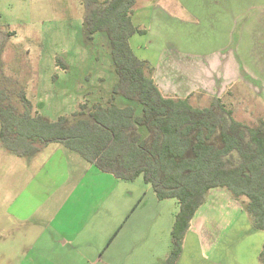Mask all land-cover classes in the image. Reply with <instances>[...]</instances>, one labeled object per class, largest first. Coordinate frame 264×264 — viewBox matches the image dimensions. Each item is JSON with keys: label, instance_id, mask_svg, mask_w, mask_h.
I'll return each instance as SVG.
<instances>
[{"label": "rangeland", "instance_id": "rangeland-1", "mask_svg": "<svg viewBox=\"0 0 264 264\" xmlns=\"http://www.w3.org/2000/svg\"><path fill=\"white\" fill-rule=\"evenodd\" d=\"M167 2L136 0L131 23L145 29L147 34H134L129 39L133 56L156 67L154 79L161 92L178 97L190 94L189 102L194 107H206L214 97H220L235 120L247 126L257 124L259 119L264 120V105L258 95L249 94L240 84L230 88L226 85L228 78H215V74L212 77V62H205L206 70L202 71L197 68L201 62L185 59L189 55H205L215 47L199 45L200 25H190L197 21L183 10L181 0H172V7L166 8ZM83 3L84 0H0V89L15 95L22 89L34 111L49 121L70 116L81 103H104L115 83L107 47L102 41L106 40L105 36L98 34L90 42L85 41ZM154 14L157 17L153 18ZM155 20L157 31L149 33ZM188 66L193 75L187 74ZM197 71L207 73L197 76ZM58 148L66 152L67 161L66 157L61 160L64 170L77 171L75 162L82 159L58 143L48 144L31 159L9 154L0 145V264L43 263L34 250L38 244L32 249L33 238L41 232L34 228L33 223L43 224L49 219L51 207L61 201L62 187L57 189V180L63 178L62 170L51 165L45 168ZM88 173L89 177L101 176L89 190L102 200H110L115 194L120 197L132 193L136 199L145 192L154 195L152 188L141 178L125 182L94 168ZM207 197L209 200L230 198L233 201L226 189H214L208 192ZM69 205L65 210L62 208L59 215H68L66 209ZM93 206L90 191L80 203L72 205L84 220L91 218L88 212ZM109 206L102 208L96 223L100 227L92 231L93 238H102L105 229L119 218L120 212L107 210ZM232 209L234 207L230 206L229 220L247 227L239 235L235 225L231 230L233 236L229 234L231 238L225 245L237 249L236 257H240L243 263L256 264L264 244V233L250 229L251 220L245 213L250 223L242 219L236 221ZM44 249L46 256L56 255L55 248L44 246ZM65 263L74 264L69 260L61 264Z\"/></svg>", "mask_w": 264, "mask_h": 264}, {"label": "trees", "instance_id": "trees-1", "mask_svg": "<svg viewBox=\"0 0 264 264\" xmlns=\"http://www.w3.org/2000/svg\"><path fill=\"white\" fill-rule=\"evenodd\" d=\"M135 3H83L85 41L98 34L106 38L115 76L108 99L81 103L70 116L49 121L34 111L22 89L15 95L2 88L0 145L31 159L58 143L117 180L141 178L158 201L175 200L172 249L163 263L174 264L190 222L214 189H226L250 218L251 229L264 233V120L253 126L235 120L220 97L194 107L190 94H163L156 67L134 57L129 46L134 34H147L131 23ZM258 264H264V244Z\"/></svg>", "mask_w": 264, "mask_h": 264}, {"label": "crops", "instance_id": "crops-1", "mask_svg": "<svg viewBox=\"0 0 264 264\" xmlns=\"http://www.w3.org/2000/svg\"><path fill=\"white\" fill-rule=\"evenodd\" d=\"M181 2L183 10L192 20L197 21L189 24L200 25L199 45L215 47V50L205 55H189L185 59L201 62L197 68L202 71L206 70L205 62H212L213 74L209 75L228 78L226 85L230 88L237 84L245 86L248 93L258 95L264 105V0ZM165 6L172 7V0H168ZM156 24L155 20L149 33L157 31ZM191 29L193 30L192 27ZM189 67L188 75L192 74ZM206 73L197 71L196 75L204 76ZM65 154L64 150L58 148L45 165V168L49 165L58 166L62 170L63 178L61 181L57 180V189L62 187L61 201L51 207L49 219L43 224L33 223L34 228L41 231L33 238L32 244V249L38 244L34 250H37L41 263L61 264L69 260L74 264H163L172 249L171 231L178 208L175 200L158 201L154 195L147 192L142 197L139 195L137 199L132 193H126L120 197L115 194L110 200H102L103 198L89 190L101 177L98 174L91 176L92 178L87 176L91 168H96L82 160L83 162H75L77 171L68 168L64 170L61 160L65 159ZM88 191L94 206L88 212L91 218L84 220L78 215L77 209L73 210L72 205L80 203ZM68 204L70 205L66 212L69 214L59 215L61 209L65 210ZM107 204H110L107 210L120 212L119 218L113 225L110 223L111 226L105 229L102 238H93L92 231L99 229L100 225L96 223L102 214V208ZM230 206L234 207L231 212L235 213L233 218L236 221H249L238 201L231 202L230 198L209 200L207 197L190 222L181 252L174 264H246L240 257H236L237 249L225 245L227 239L231 238L229 234L235 225L238 226L239 235L243 234L247 227L238 225V222L233 224L234 222L229 220ZM231 235L233 236V233ZM44 246L55 248L56 255L51 253L46 256ZM257 258L259 261V256Z\"/></svg>", "mask_w": 264, "mask_h": 264}]
</instances>
